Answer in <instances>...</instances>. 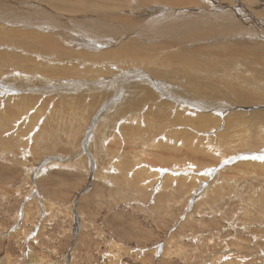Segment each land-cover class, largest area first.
I'll use <instances>...</instances> for the list:
<instances>
[{"label":"rangeland","instance_id":"obj_1","mask_svg":"<svg viewBox=\"0 0 264 264\" xmlns=\"http://www.w3.org/2000/svg\"><path fill=\"white\" fill-rule=\"evenodd\" d=\"M0 1V264H264V33L247 43L250 32L241 44L228 37L242 29L239 23L249 12L263 29L264 0L223 1L235 9L222 17L232 26H216L209 33L203 30L207 20L189 22L195 13L186 15V10L198 8L192 0L175 7L174 23L172 16L158 12L164 26L154 24V18L142 21L154 33L169 31L178 43L201 41L193 28L206 33L209 39L197 44L195 56L207 62L201 73L213 63L233 68L225 77L218 75L233 78L232 87L221 92H231L227 96L201 98L189 91L197 101L223 110L212 111L215 123L207 125L201 110L179 106L180 94L167 90L161 95L167 103L157 111L146 101L127 110L131 97L125 101L128 93L116 79L125 76L123 80L149 85L157 99L164 80L183 89L179 78L188 71L169 78L161 69L157 73L162 76H156L157 65L119 56L127 53L106 46L103 27L139 14L135 0H112L106 10L98 3L107 0ZM61 2H88L94 8L73 13L60 9ZM205 7L200 3L207 18ZM213 9L210 14L217 16L219 10ZM235 12L243 18L234 17ZM4 15L36 24L7 22ZM84 20L94 23L90 32L83 25L67 26ZM182 27L190 31L184 33ZM174 28L184 34L171 32ZM77 33L84 34L83 40H77ZM36 39L42 40L36 46L40 50L19 47L39 43ZM225 49L227 58L220 55ZM92 63L106 66L101 76L90 75ZM108 83L114 84L106 90ZM235 111L239 115L231 127L227 118ZM174 146L182 152L168 149ZM179 162L182 166L175 168ZM170 172L184 179L181 187L166 177Z\"/></svg>","mask_w":264,"mask_h":264},{"label":"bare ground","instance_id":"obj_2","mask_svg":"<svg viewBox=\"0 0 264 264\" xmlns=\"http://www.w3.org/2000/svg\"><path fill=\"white\" fill-rule=\"evenodd\" d=\"M192 1H195V4H198V8L197 7H194V6H191L190 7V11L186 10V15H190L191 14H194L195 13V18L193 20H189V22H195V21H199V20H207V24L208 26L206 28H204L203 30L205 32H210L212 31L216 26H226V27H231L232 24H230L229 22H226V18H222L224 15H226L225 13H223L224 11L227 10V12L229 13H232L235 11L234 8H230L227 6V4L223 1H227V0H222V2L219 4V0L215 1V0H192ZM191 0H135L136 4H135V7L138 8V9H142V11L137 14V13H134V17H127V19H124L122 21H117L115 25L111 24L110 22L107 23L103 29H102V35L103 37L105 38V42H106V46H113V49L119 51V52H123L124 54L127 53V55H119V56H122V57H132L134 56L135 58H140L141 61L145 62V65L147 63H149V65L151 64V67L152 65H157L156 68H154L155 71H153V74H155L156 76H162V74H158L157 72H160L162 73L161 69H163V75L165 76H168L170 78V76L172 74H176V73H179L180 71L181 72H185L187 71V73H185V75L182 77V78H179L180 81L178 83H182L183 85L181 86L183 89L179 88V87H175L172 85L169 86L168 83H171L170 81L168 83L165 82L164 80V84H160V88L162 89V93L160 94L163 95V96H166V92H168L169 94H180L179 97L180 98H177V97H172V95L170 96V98H177L179 100V106L181 105V103H185L183 105H181L182 107H186V108H198L199 110H201L203 112V117H202V122L205 123V125H207L208 123H215V118L217 117L215 114L216 113H219L217 111H221L222 109L220 107H218V105H214L212 103H209L205 101H197V99L194 97V96H200L201 98H203L204 96H210V97H213V98H218V97H221V96H227V94H230V93H221V92H224V91H227L230 87H232V83L230 81L233 80L232 77H227L226 79L222 80L220 77H218V75H221L223 77H225L226 75H228V72L231 71L233 68L228 64V63H220V64H217V63H213L210 67H208L207 69H205L203 71V73H201V71L204 69V66L205 64H207L206 61H203V60H198V59H195V56L197 55L196 53V49L197 48H200V46H198L199 44L201 45L202 43H206L208 41V35L202 31H200L199 29H196V28H193L195 29L194 31H196V35L200 36L201 41H199L198 43H189L186 42V43H178L177 40H176V37L170 33L169 31L167 32H160V33H154L150 30V24L148 23H145V22H142L144 20V17H146L147 19H151V18H154V24H160L161 26H164L166 24V21L163 17H160L158 18V15L157 17L155 16V14L158 12V14L160 15H165V16H172V23H174V17H176V14L177 12H179V10L177 8H175L176 6H180V5H187V4H191L192 3ZM167 3L168 7H164L162 5H160L159 3ZM216 2V3H214ZM152 3V4H151ZM154 3V4H153ZM200 3L204 4L205 6V9L204 11L206 12L205 15L207 16V18H205L204 16L201 15V10L200 9ZM94 4V3H93ZM0 5H4L3 1H0ZM31 5V4H30ZM194 5V4H193ZM263 5H264V1H263ZM58 6L60 9H64V10H67L69 12H73V13H79L80 10H81V7L86 9V10H90L91 8H94L90 3L88 2H83L81 4H73V3H69V2H61V3H58ZM112 6V0H107V1H103V2H99L98 3V7L100 10H106V9H110ZM240 6V5H239ZM213 7H215V9L219 10L218 11V14L217 16H213L212 14H210L211 11H213ZM25 8V7H24ZM180 8V7H179ZM241 8V6H240ZM238 8V9H240ZM250 8V7H249ZM5 9V8H4ZM12 9V8H11ZM26 9V8H25ZM186 9V8H185ZM188 9V8H187ZM6 10V9H5ZM10 10V9H9ZM29 10V9H28ZM34 10V8H33ZM181 10V9H180ZM8 11V10H7ZM17 11V9H16ZM20 11V10H19ZM18 11V12H19ZM24 11V10H22ZM52 11V10H51ZM249 11H252L249 9ZM21 12V11H20ZM31 12V11H30ZM34 12V11H33ZM39 12V11H38ZM183 12V11H182ZM4 13V12H3ZM6 13V12H5ZM4 13V14H5ZM24 13V12H23ZM40 13V12H39ZM56 13V12H55ZM185 13V12H184ZM25 14V13H24ZM27 14V13H26ZM32 14V13H31ZM59 14V13H58ZM57 14V15H58ZM129 14V12H128ZM17 15V14H16ZM36 15V14H35ZM34 15V17H35ZM43 15V14H42ZM41 15V16H42ZM54 15V13H53ZM56 15V16H57ZM249 17H246V18H243V15H241V13L239 12H235L234 13V17H236L237 19H241L243 18L240 23H239V28H242V29H239L237 31H232V34H229V39L233 40L237 43V44H241V41H242V38L244 35H247V34H250V32H252V36H251V39L247 41V43L251 42V41H254V39L263 34L264 33V25H260V27H263L262 28H257V26H259V24H257L255 21H253L252 19L250 18H253L251 13L249 12ZM46 16H48L46 14ZM174 16V17H173ZM181 16V15H180ZM45 17V16H44ZM53 17V16H52ZM187 17V16H186ZM4 18H8L10 19L9 21L7 22H16V23H20V24H23L25 26H28V27H31L33 28L34 24L36 23H29V22H21L19 20H24V19H19V18H11L9 16H5L4 15ZM55 18V17H54ZM191 18V17H190ZM40 19V18H38ZM58 19L60 21H64L62 19V16L59 15L58 16ZM128 19H132V21L128 20ZM0 20L1 17H0ZM35 20V19H33ZM42 20V19H41ZM46 20H47V17H46ZM45 20V21H46ZM183 20V19H182ZM3 21V20H2ZM44 21V20H43ZM42 21V23H44ZM85 23H80L78 24L77 22H72V23H68V27H71L72 29L75 27L74 25H83L82 28L85 26L90 32V28L89 26L94 24L93 22L89 21V20H84ZM180 21V20H179ZM178 21V22H179ZM140 22H142L141 24H139ZM226 22V23H225ZM47 23V22H46ZM254 23V24H253ZM9 24H13V23H9ZM109 24V25H108ZM264 24V23H263ZM76 26V27H78ZM41 27H44L43 25H41ZM114 27V28H113ZM180 28V27H179ZM183 28V27H182ZM77 30V29H76ZM179 30V29H178ZM176 30V28L174 29H171V32L175 31V33L177 35H181V34H184V33H188L190 31V29H187V28H183L182 31L184 32H180L178 33ZM85 31V30H84ZM193 31V32H194ZM77 32V31H76ZM75 32V33H76ZM83 33V31H82ZM79 34L77 33L76 35L78 36L77 40H83V36L84 34ZM19 40V39H18ZM21 40V39H20ZM37 41H39V43H34L35 44H31L32 42L29 43V45H22V46H19V47H24V50L25 49H30V50H40L41 48L40 47H36V46H40V43L42 40L40 39H36ZM76 40V41H77ZM122 40V43L121 41ZM193 39H190V41L192 42ZM16 41V40H15ZM22 41V40H21ZM74 41V42H76ZM25 42V41H24ZM48 42V41H47ZM21 44V42H19ZM17 44H18V41H17ZM15 44V45H17ZM42 44V43H41ZM50 44V42L47 43V45ZM198 44V45H197ZM217 44V43H216ZM46 45V44H45ZM54 45V44H53ZM214 45V43H213ZM98 46V45H97ZM221 46V45H220ZM220 46H218V48H215V50H220ZM18 47V46H17ZM16 47V48H17ZM102 47H103V44H102ZM217 47V46H216ZM226 49H228L229 47H231V45H226L225 46ZM14 48V47H13ZM98 48V47H97ZM96 48V49H97ZM179 48L181 49H184V50H187L188 49V53L185 55L184 52L181 53ZM220 48V49H219ZM49 47H47L45 50L49 51ZM88 49V48H87ZM105 49V48H104ZM193 50L194 52L190 51V50ZM225 51L223 53H221L220 55L222 57H225L227 58L230 54V51ZM97 51V50H96ZM12 52V51H11ZM16 52V51H15ZM100 52V51H99ZM110 52V51H109ZM246 54L250 55L251 52L247 49H245L244 51ZM17 53V52H16ZM16 53H7L9 56L10 55H14ZM78 53V52H77ZM80 53V52H79ZM18 54V53H17ZM23 53L20 52L19 55H22ZM99 54V53H97ZM200 54V53H199ZM78 55V54H77ZM107 55V54H106ZM210 56H214L215 53L214 52H210L209 53ZM217 55V54H216ZM215 55V56H216ZM17 57V56H15ZM80 57V56H79ZM94 57V56H93ZM92 57V58H93ZM102 57V56H101ZM73 58V57H72ZM177 58V59H176ZM70 59V58H69ZM78 60V59H76ZM85 60H87V58H85ZM138 60V59H137ZM73 61V60H72ZM91 61V59H90ZM130 61V60H129ZM68 62V61H67ZM92 62V61H91ZM95 62V61H94ZM81 63V61H80ZM96 63V62H95ZM106 63V62H105ZM83 64V63H81ZM108 64V63H106ZM0 65H1V62H0ZM92 65H95L91 68L90 70V75H93V74H99L101 76V74H103V69L104 67L106 66H99L98 63L97 64H94L92 63ZM102 65V64H101ZM142 65V64H141ZM79 66V65H78ZM113 67V66H112ZM111 67V68H112ZM148 68L150 66H147ZM154 67V66H153ZM108 68H110V65L108 66ZM237 68V67H235ZM114 69V73H115V68H112ZM141 69V68H140ZM238 69V68H237ZM113 71V70H112ZM143 71V70H142ZM118 72V71H117ZM140 72V71H138ZM136 72V73H138ZM73 73L72 71H70V74ZM107 73V72H106ZM197 73V74H196ZM65 74H68V73H65ZM120 74V73H119ZM194 74V76L192 75ZM87 75V74H86ZM89 75V74H88ZM99 75H96L95 77L99 76ZM118 75V74H117ZM190 75V76H189ZM94 76V75H93ZM91 76V77H93ZM130 76V75H129ZM205 76L206 77H209L211 78L210 81H205ZM71 77V76H70ZM144 77V76H142ZM122 78L124 79L125 76H122ZM120 81L118 79H116L117 82H119L120 84V87H123L125 88V92L127 91V95L125 97V101L127 98H130L129 101H127V107L128 109L127 110H135L137 108H139V106L141 105H144V104H147V103H151L150 107L151 110L154 111V108L156 109V111L158 109H160V107L164 106L167 101V97L163 98V96L159 97L156 99V94H154L153 90H151V87L149 85H145V84H142V83H139V82H133L132 80H123L121 78H119ZM193 79V80H192ZM109 80V79H108ZM123 80V81H121ZM178 80V79H177ZM115 81V79H114ZM163 81V80H162ZM161 82V81H160ZM176 82V81H174ZM173 82V83H174ZM177 83V84H178ZM101 84V83H100ZM103 84V83H102ZM114 84V83H113ZM113 84H107V86L105 87V89L107 90L108 86H112ZM104 85V84H103ZM116 85V84H115ZM114 85V86H115ZM175 85V84H174ZM185 86V87H184ZM156 87V86H155ZM159 87V86H158ZM156 87V88H158ZM193 87V89H191ZM185 88V89H184ZM195 88V89H194ZM79 89V88H78ZM104 89V90H105ZM118 90V89H116ZM167 90L165 93L164 91ZM179 90H182L186 93V95L179 91ZM8 91V90H7ZM121 91V90H120ZM119 91V92H120ZM123 91V90H122ZM188 91V92H187ZM189 91L190 92H195L194 96H192L191 94H189ZM218 94H217V92ZM167 93V94H168ZM233 94H236L237 92L235 91H232ZM6 96H9V92H5L4 93ZM119 94V93H118ZM118 94H111L113 95V98L114 99H117L118 98ZM124 94V92L122 93ZM176 94V95H177ZM108 95V94H107ZM133 95H135L136 97H133ZM184 95V96H182ZM174 96V95H173ZM188 96V97H187ZM5 97V96H3ZM112 97V96H111ZM239 97H234V99H236V101L238 103H241L243 101H240L238 99ZM147 99H150V100H147ZM163 99V100H161ZM28 100V99H27ZM194 100V101H193ZM216 100V99H215ZM25 101V100H23ZM147 103H146V102ZM171 101V100H169ZM173 101V100H172ZM171 101V102H172ZM153 102H156V104L158 106H156L155 104H152ZM175 102V101H174ZM174 102L173 103H170L168 102L169 104L175 106V108L178 106V105H174ZM236 103V102H235ZM247 101H245V103H241L242 105L243 104H246L247 105ZM250 106L252 105L251 103H249ZM115 105V104H114ZM125 107V103H123V105ZM220 106V105H219ZM256 106V105H255ZM144 107V106H143ZM212 107V109H211ZM247 107V106H245ZM254 107V105H253ZM164 109V108H163ZM183 109V108H182ZM258 109V108H257ZM185 110V109H183ZM216 111V112H212V111ZM251 110V109H250ZM186 111V110H185ZM223 111V110H222ZM255 111V110H254ZM158 113V112H157ZM255 115V117L257 119H259V113H253ZM12 115V114H11ZM215 115V118H213V116ZM225 115V114H224ZM238 113L235 111L231 116V118H227V119H231L230 121V125L231 127L234 125V120L238 119ZM219 116V115H218ZM160 117V116H159ZM164 118V117H162ZM161 118V120H163ZM153 119H155V117H153ZM159 119V118H158ZM158 119H155V122H157L159 124V122L157 121ZM130 121H134V118H130L129 119ZM128 120V121H129ZM261 120H264V115L261 117ZM177 121V120H175ZM163 122H167V123H170V121L167 119V118H164ZM161 124V123H160ZM210 124V125H211ZM163 125V124H162ZM75 126V125H74ZM73 126V127H74ZM72 127V126H71ZM77 126H75L76 128ZM163 127V126H162ZM128 128V127H127ZM161 129V128H160ZM41 131V129H40ZM142 133V132H141ZM140 133L138 132L137 135H139ZM59 135V134H58ZM136 135V134H135ZM136 135V136H137ZM147 134H145L146 136ZM48 136V134H47ZM96 136V135H95ZM115 136V135H114ZM135 136V137H136ZM245 136L247 135H244V138H246ZM44 138V136H42ZM133 138V139H136V138ZM140 137V136H139ZM127 138V137H126ZM243 138V139H244ZM77 139V138H76ZM92 139V137H91ZM97 139V138H96ZM104 139V138H103ZM102 140V139H101ZM111 140V139H110ZM137 140L138 137H137ZM247 140V139H245ZM135 141V140H134ZM93 142V141H91ZM95 142V141H94ZM166 142V141H165ZM165 142H164V145H165ZM90 143V141H89ZM170 143V142H169ZM97 144V143H96ZM104 144V143H103ZM128 144V143H127ZM166 145H169L168 143H166ZM242 145V144H241ZM92 147H94V145H90ZM136 146V145H135ZM163 146V145H162ZM89 147V145L87 146ZM166 147V146H165ZM103 148V147H102ZM180 148V147H179ZM169 150H174V151H178V152H182L181 149L178 150V148H176V146L174 147H170L168 148ZM165 150V149H164ZM190 150V149H189ZM167 151V149H166ZM190 152V151H189ZM192 152V151H191ZM138 153V152H137ZM144 153V152H143ZM162 153V152H161ZM171 153V152H170ZM251 153V152H250ZM108 154V153H107ZM150 154V153H149ZM193 154V153H192ZM109 155V154H108ZM187 155V154H186ZM209 155V154H208ZM199 156V155H198ZM166 157V156H165ZM172 157V156H171ZM264 157V156H263ZM260 158V157H259ZM166 159V158H165ZM163 160V159H162ZM247 160V159H246ZM154 163V162H153ZM165 163V162H164ZM159 164V162H158ZM175 164V163H173ZM182 163L179 162L178 164L176 163L175 165V168H178V166H182L181 165ZM172 165V164H171ZM132 166V165H131ZM138 167V166H137ZM144 167V166H143ZM120 168V167H119ZM128 168V167H127ZM126 168V169H127ZM160 168V167H159ZM161 169V168H160ZM129 170V169H127ZM152 170L154 171H159L160 170H156V168H152ZM177 171V170H176ZM156 174V173H155ZM160 174V173H159ZM158 174V175H159ZM166 174V173H165ZM168 174V173H167ZM176 174V173H175ZM173 173H169L168 176H166L167 178H173V182L175 183V185H173L174 187H177V181L179 182L178 187H181V184H183L181 181H183L184 179H181V180H178L175 176L178 177V175H175ZM203 174V173H201ZM148 175V174H147ZM164 175V174H163ZM181 175V174H180ZM189 175V174H188ZM124 177V176H123ZM159 178V177H157ZM184 178V176H183ZM162 181V180H161ZM172 182V181H171ZM185 182V181H184ZM165 183V182H164ZM163 183V184H164ZM184 186V185H183ZM185 188V187H184ZM16 193V192H15ZM36 208V207H35ZM54 208V207H53ZM55 211V210H54ZM28 213V212H27ZM5 223V222H4ZM42 261V260H41ZM30 262V261H29ZM40 263V262H39ZM28 264V263H27ZM229 264V263H228Z\"/></svg>","mask_w":264,"mask_h":264},{"label":"snow or ice","instance_id":"obj_3","mask_svg":"<svg viewBox=\"0 0 264 264\" xmlns=\"http://www.w3.org/2000/svg\"><path fill=\"white\" fill-rule=\"evenodd\" d=\"M261 159H264V157H261Z\"/></svg>","mask_w":264,"mask_h":264}]
</instances>
